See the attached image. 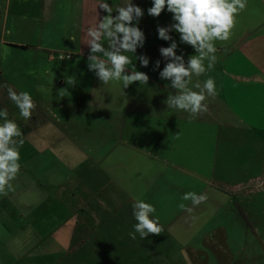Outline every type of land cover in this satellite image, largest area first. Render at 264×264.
I'll list each match as a JSON object with an SVG mask.
<instances>
[{
  "label": "crops",
  "instance_id": "crops-1",
  "mask_svg": "<svg viewBox=\"0 0 264 264\" xmlns=\"http://www.w3.org/2000/svg\"><path fill=\"white\" fill-rule=\"evenodd\" d=\"M36 1L42 6L52 3ZM72 1L84 2L85 16L80 21L79 41L64 49L23 43L18 33L23 26L22 13L13 16L9 31V10L0 16V110L6 109L8 119L18 124L24 141L17 145L21 168L12 181L15 190L0 196V264H159L158 260L174 251L169 243L180 250L181 260L182 252L188 256L191 250L201 260L206 257L207 264L212 259L219 264L210 248L214 246L224 258L229 255L228 264H232L234 249L224 213L237 203L249 220L244 199L259 194V185H263L259 181L264 177V0H247L230 39L214 42L215 67L204 76L193 74L189 84L193 91L197 82L202 87L211 77L218 92L205 101L207 113L195 118L167 105L159 111L145 109L152 101L151 94H145L152 90L150 76L147 85L134 82L123 88L122 82L102 84L87 67L91 54L87 30L99 23L104 11L97 7L99 0ZM105 2L113 7V17L118 15L116 7L125 5L124 0ZM6 3L11 7L12 0ZM22 3L14 1L16 12L19 7L21 12ZM165 13L166 17L161 13L160 22L170 23L172 15ZM151 19L150 15L143 17L145 23ZM138 27L145 35L143 46H138L135 54H124L137 71H141V63L135 56H146L145 72L153 51L171 46V41L156 39L155 44L148 27ZM176 36L172 38L178 44L177 55L197 54ZM102 43L107 47V40ZM29 51L31 58L25 53ZM49 53L81 55L88 74L81 72L83 79L76 77L75 85H67L66 79H71L67 72H72L69 60ZM24 54L28 66L24 68L27 62L23 59L20 69L15 59ZM167 62L160 55V64ZM6 68L27 73L31 89H20L8 81ZM131 71L126 69L128 74ZM166 84L160 86L161 97L173 92ZM4 85L30 94L37 110L31 119L25 121L19 115ZM68 88L74 91L70 98ZM60 90H64L63 97ZM77 104L75 113L69 106ZM84 131L86 137L95 133L96 145H102L96 149L92 176L82 168L87 159H75L74 154L79 149L73 140L83 138ZM24 150L29 152L26 157ZM50 188L57 193L51 194ZM188 192L207 200L199 205L182 201ZM137 200L155 207L150 218L158 217L163 228L160 235L149 234L144 239L139 233H135L136 239L129 236L135 232L133 204ZM180 203L192 211L181 210ZM223 233L228 254L218 245Z\"/></svg>",
  "mask_w": 264,
  "mask_h": 264
},
{
  "label": "clouds",
  "instance_id": "clouds-1",
  "mask_svg": "<svg viewBox=\"0 0 264 264\" xmlns=\"http://www.w3.org/2000/svg\"><path fill=\"white\" fill-rule=\"evenodd\" d=\"M97 7L107 13L99 23L87 30L90 37L88 45L90 55L87 67L90 71H95L96 76L102 84L110 81L122 82L123 88H127L134 82L147 85L149 77L146 73L137 71L135 65L128 55L124 53H136L137 47H142L145 41L144 32L138 27L140 18L144 15V10L128 0L124 6H118L113 17V7L105 0H99ZM247 7V0H152V6L147 12L152 17H159L166 9L172 14L174 23L167 27H159L158 38L164 41H171V46L161 47L159 52L168 62L159 72L161 80H170L172 89L176 90L175 95H168L164 103L167 108H175L196 117L207 113L208 105L205 101L208 97L215 98L218 95L214 79L209 77L201 87L197 82L195 88L200 91H193L189 87L192 76L199 77L206 71H211L217 62L215 55L217 48L215 41H227L232 35L236 26V17ZM135 21V25L133 24ZM175 31L180 36V43L190 45L196 55L188 57L185 65L184 55H177V42L169 35ZM107 40V47L102 43ZM101 56L107 59H102ZM142 67L148 66L146 56L136 57ZM205 61L207 65L205 66ZM160 67V61L155 63L154 70ZM131 68V74L126 72ZM67 83L76 84L73 78ZM7 88L9 99L19 109V115L25 120L32 117L36 104L28 92H19L12 87ZM169 87V85H165ZM63 91L59 95L63 97ZM0 196H7L14 191L12 181L15 180L20 172L19 163L20 153L17 145L22 146L23 132L14 120L8 119L6 109L0 110ZM190 200L193 205H199L207 200L204 195H197L195 192L185 193L182 201ZM178 207L181 210L191 212L184 203ZM156 209L153 205L137 200L133 204V215L137 221L134 225L135 232L129 233L132 239H136L135 233H139L140 238L144 239L149 234L160 235L163 231L159 225V219L150 218Z\"/></svg>",
  "mask_w": 264,
  "mask_h": 264
},
{
  "label": "rangeland",
  "instance_id": "rangeland-1",
  "mask_svg": "<svg viewBox=\"0 0 264 264\" xmlns=\"http://www.w3.org/2000/svg\"><path fill=\"white\" fill-rule=\"evenodd\" d=\"M14 1L12 0L11 7L6 3V0H0V16L5 14L6 10H9V22H8V29H13L12 20L13 16L16 13H22L21 18H23V26L19 29L18 33L20 34V37L22 39L23 43H31L38 45L39 47H57L60 49L68 48L69 46H74L79 41V30H80V21L85 16V7L83 1H70V0H48L51 3V5L46 4L45 6H42L38 3L36 0H23L24 3H22V8L20 12V7L18 11L16 12L14 8ZM123 1V0H122ZM138 1V3H133L134 5H137L141 7L144 10V16H149L147 9L152 6V0H135ZM41 3V1H40ZM125 5L128 3V0H124ZM5 5L8 6V8H5ZM91 11V9H90ZM164 14L162 16L166 17L167 13L166 9L163 11ZM107 15L106 12H103V16ZM169 15H172L169 13ZM168 15V16H169ZM143 17L140 18L139 26L141 28L144 26L148 27V33L151 35L150 39H153V43H157L158 41L156 39L158 38V31L157 28L159 27H167L174 23L172 16L170 23L168 22H160L159 17H152L151 16V22L145 23L143 21ZM70 27V28H69ZM69 28V32L67 31ZM142 30V29H141ZM9 31V30H8ZM85 33V32H84ZM178 34V33H177ZM179 35V34H178ZM172 37H177L176 32H171ZM7 37V35H6ZM106 41V40H103ZM67 45H65V44ZM151 41H148V44H150ZM31 51L25 52L27 53V57L31 58L32 53ZM31 54V55H29ZM58 56L62 55L64 60L67 61V66L69 68L72 67V72H67V75L72 79L73 76L75 79L78 77L79 79H83L81 77V72L84 73L83 70L84 63L86 61H83L81 55L72 56L69 55L67 58L66 54H57ZM160 52L153 51V59L151 61L150 68L145 71L148 76L152 78L151 81V87L152 90H146L145 94H151V102L150 107H146L145 109L151 110V111H159L160 106L166 107V104L164 101H166L168 95H175L176 90L172 88H167L168 90H173L172 93L168 95H162V91L160 89V86L163 84L171 85L170 80H161L159 76V72L164 68L160 64V67L156 70H154L155 63L157 60L160 61ZM185 59V65L188 63V57L192 54H183ZM22 56V55H18ZM49 56V55H48ZM3 57V56H2ZM26 57V54L23 55V58L18 57L15 59L17 62V65L21 69L22 60ZM8 59V57H7ZM23 62H27L24 66L25 69H27L26 66H28L29 60L24 59ZM163 62V60H162ZM56 64V63H55ZM207 65V61H205V66ZM78 67L80 70L78 71ZM139 67V66H138ZM141 72H143V67L140 65ZM23 71H13L11 68L5 69V76L8 81L11 83H14L18 87L25 86L30 90L29 87L30 80L27 73H22ZM208 71H206L204 75H206ZM87 75L88 72H85ZM67 78L66 80H71ZM78 82V79L76 80V83ZM31 85V84H30ZM70 86V84H67ZM23 87V89H25ZM194 91H200V89H196ZM73 90L68 88V97L70 98L73 94ZM111 92V90H110ZM110 96V95H109ZM75 101H78V96L73 97ZM160 102L164 103L161 104ZM214 106L219 107L221 109L220 105L218 106L217 103H213ZM69 105V104H68ZM126 105V104H125ZM138 107H142V104L136 103ZM73 112H77L78 104L69 106ZM143 108V107H142ZM35 111H37L35 109ZM40 113V112H39ZM92 132H95V129L91 130ZM83 138H76L73 140L74 144H76L77 148L79 149L78 152H74L76 155L75 159H87V162H85L84 166L82 167L84 171H87L89 175H95L96 170V149H100L102 145H96V137L94 134H89L86 137L85 131L82 132ZM74 137V136H72ZM26 150H24V156L29 154V152L25 153ZM41 176H44V174L41 173ZM38 177V175H37ZM67 182V181H66ZM263 183V185H259V194L258 195H252V196H246L243 203V209L247 213L248 217V223L244 222L242 220V217L238 213V211L232 206L231 210H227V212L224 213V219L226 221V229L228 231V239L231 244V248L234 249V262L232 264H264V177L263 181H259V184ZM69 186V184H67ZM68 188V187H65ZM52 191L51 194L57 193L54 189L50 188ZM35 193V192H34ZM41 194H45L44 192H41ZM261 240V242H259ZM169 247L172 248L174 251L171 253L170 256H165L164 259L158 260L159 264H183V261L189 264L187 262L191 261L188 256H186L185 252H182V260L178 256V248H175L174 245H170ZM173 256V257H171ZM150 259V258H148ZM189 259V261H188ZM156 259H153V261ZM157 262V260H156ZM210 264H217V262L212 259V262Z\"/></svg>",
  "mask_w": 264,
  "mask_h": 264
},
{
  "label": "trees",
  "instance_id": "trees-1",
  "mask_svg": "<svg viewBox=\"0 0 264 264\" xmlns=\"http://www.w3.org/2000/svg\"><path fill=\"white\" fill-rule=\"evenodd\" d=\"M14 48H18V49H21V50H28V49H32V47L30 46H12ZM49 55H57V54H51L49 53ZM234 207L236 208V210L238 211V213L240 214V216L242 217V219L248 223V220L247 218L245 217L243 211L241 210L240 206L237 204V203H234ZM220 234H222V231L221 230H218ZM219 243L218 245H221V248L223 250H225L226 254H228V248L226 246V238H225V234L223 233V236L222 237H219ZM212 252L214 253V256L216 258V260L218 261L219 264H228V259H229V255H227L226 258H224V255L223 254H220V251L215 248L214 246H210ZM188 256H189V259L191 260L192 264H207V258H203L201 260V258H199L198 256H196L197 254L193 253L191 250H188ZM225 254V255H226ZM200 259V260H199Z\"/></svg>",
  "mask_w": 264,
  "mask_h": 264
},
{
  "label": "built area",
  "instance_id": "built-area-1",
  "mask_svg": "<svg viewBox=\"0 0 264 264\" xmlns=\"http://www.w3.org/2000/svg\"><path fill=\"white\" fill-rule=\"evenodd\" d=\"M59 57H60V58H63V56H62V55H60ZM66 57L68 58V57H69V55H68V56H66Z\"/></svg>",
  "mask_w": 264,
  "mask_h": 264
}]
</instances>
